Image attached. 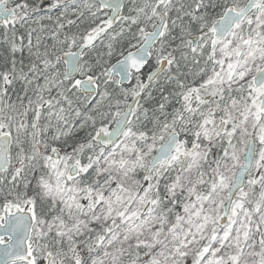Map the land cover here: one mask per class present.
<instances>
[{"label":"snow or ice","instance_id":"6c2138e0","mask_svg":"<svg viewBox=\"0 0 264 264\" xmlns=\"http://www.w3.org/2000/svg\"><path fill=\"white\" fill-rule=\"evenodd\" d=\"M0 264H264V0H0Z\"/></svg>","mask_w":264,"mask_h":264}]
</instances>
